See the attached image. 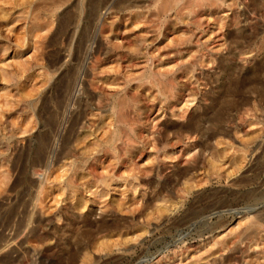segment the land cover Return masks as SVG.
Segmentation results:
<instances>
[{
  "label": "rangeland",
  "instance_id": "374dc122",
  "mask_svg": "<svg viewBox=\"0 0 264 264\" xmlns=\"http://www.w3.org/2000/svg\"><path fill=\"white\" fill-rule=\"evenodd\" d=\"M59 1L0 0V264H264V0Z\"/></svg>",
  "mask_w": 264,
  "mask_h": 264
},
{
  "label": "bare ground",
  "instance_id": "6f19581e",
  "mask_svg": "<svg viewBox=\"0 0 264 264\" xmlns=\"http://www.w3.org/2000/svg\"><path fill=\"white\" fill-rule=\"evenodd\" d=\"M61 1L62 0H60L59 1V3H61ZM67 1V0H66ZM96 1H98V2H96ZM65 2V1H64ZM96 2V3H95ZM58 3V2H57ZM58 3V4H59ZM167 3V2H166ZM41 4V3H40ZM52 4V3H51ZM103 4V1L102 0H93L92 1V3H91V6H90V9H91V13H93V12H95V14L97 13V10L99 9V7L101 6ZM162 4V3H161ZM37 7V6H36ZM43 9V8H42ZM96 16V15H95ZM96 18V17H95ZM68 19V18H67ZM65 20V19H64ZM63 20V21H64ZM93 20V19H92ZM70 24V23H69ZM67 25V24H66ZM64 27V26H63ZM60 33V32H59ZM54 37H56V36H54ZM70 39V38H69ZM57 41V40H56ZM55 43H57V42H55ZM80 43V42H79ZM80 49V48H79ZM42 60V59H41ZM57 62V61H56ZM54 64V63H53ZM28 65V64H27ZM2 73V72H1ZM6 75V74H5ZM11 81V80H10ZM66 82V81H65ZM67 83V82H66ZM232 88V87H231ZM223 100V99H222ZM221 110V109H220ZM219 110V111H220ZM219 118H221V117H219ZM222 120V119H221ZM52 124V123H51ZM202 134V133H201ZM114 140H115V138H114V136H112V137H110L107 141H106V143H109V144H111L112 145V143H114ZM108 145V144H107ZM109 146V145H108ZM47 148V147H46ZM48 153V152H47ZM46 153V154H47ZM43 156V155H42ZM242 156V155H241ZM45 157V156H44ZM46 159V158H45ZM39 162V161H38ZM44 162V161H43ZM41 166V165H40ZM147 171V170H146ZM45 172V171H44ZM33 174V173H32ZM69 182H72L71 180L69 181ZM149 217V216H148ZM88 227V226H87ZM93 228V227H92ZM256 230V229H255ZM256 232V231H255ZM1 243V242H0ZM257 245V244H256ZM6 246V245H5ZM3 251V250H2Z\"/></svg>",
  "mask_w": 264,
  "mask_h": 264
}]
</instances>
